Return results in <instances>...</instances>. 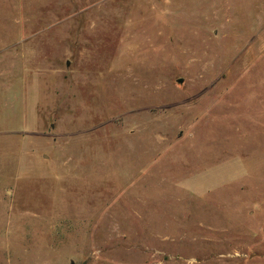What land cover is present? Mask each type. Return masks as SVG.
Returning <instances> with one entry per match:
<instances>
[{"label": "rangeland", "instance_id": "obj_1", "mask_svg": "<svg viewBox=\"0 0 264 264\" xmlns=\"http://www.w3.org/2000/svg\"><path fill=\"white\" fill-rule=\"evenodd\" d=\"M0 264H264V0H0Z\"/></svg>", "mask_w": 264, "mask_h": 264}, {"label": "water", "instance_id": "obj_2", "mask_svg": "<svg viewBox=\"0 0 264 264\" xmlns=\"http://www.w3.org/2000/svg\"><path fill=\"white\" fill-rule=\"evenodd\" d=\"M180 83H183V81L181 80Z\"/></svg>", "mask_w": 264, "mask_h": 264}]
</instances>
